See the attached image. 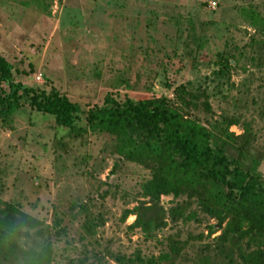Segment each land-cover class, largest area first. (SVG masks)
<instances>
[{"label":"rangeland","instance_id":"1","mask_svg":"<svg viewBox=\"0 0 264 264\" xmlns=\"http://www.w3.org/2000/svg\"><path fill=\"white\" fill-rule=\"evenodd\" d=\"M248 9L264 25V0H0V56L12 65L14 81L54 88L83 111L99 104L119 78L132 85L133 94L168 97L179 83H200L209 94L208 118L228 114L249 123L254 135L249 152L260 157L257 172L264 178V33L254 30ZM252 37L256 45L249 43ZM221 51L237 59L227 81L216 87L210 78ZM249 56L261 58L260 65ZM239 124L229 130L239 134ZM9 125L0 129V205L14 203L40 221L44 234L30 229L32 238L23 240L35 248L47 240L49 264H117L113 254L165 251L168 237L185 243L173 264H198V256L213 255L201 248L218 233L207 235L214 220L195 203L185 209L194 217L169 220L166 210L183 196H160L165 224L150 237L127 228L134 216L121 221L122 210L143 200L141 184L150 175L121 159L110 135L87 131L67 137L51 118L26 105ZM80 204L93 218L100 216L92 233L81 226ZM55 218L63 228L57 236Z\"/></svg>","mask_w":264,"mask_h":264},{"label":"trees","instance_id":"2","mask_svg":"<svg viewBox=\"0 0 264 264\" xmlns=\"http://www.w3.org/2000/svg\"><path fill=\"white\" fill-rule=\"evenodd\" d=\"M247 13L254 30L264 33L261 17L253 9ZM249 43L256 45L257 41L252 37ZM236 59L229 51L216 53V69L210 78L217 80L216 87L227 81ZM249 59L257 61V65L261 63V58ZM12 69L0 56V84L5 85L0 86V129L9 128L12 117L26 105L42 117L51 118L67 137L77 138L87 131L110 135L113 151L121 159L149 171L139 193L143 200L122 210L121 221L134 216L128 229L138 228L144 237H150L165 224L160 196H183L166 210L169 220L175 223L194 217V211L185 213V209L195 203L214 220L207 225V235L218 232L211 244L201 248L213 250V255L198 256V264H216L218 260L224 264H264V178L257 172L260 157L249 152L254 135L248 122L239 124V116L220 114L217 119L208 118L209 94L204 86L198 83L192 87L190 81H185L171 88V97L162 93L136 95L128 91L132 85L119 78L117 86L105 92L99 104L83 111L54 88L45 91L14 81ZM162 85L165 89L171 87L167 80ZM238 124L239 134L229 130ZM78 209L84 212L81 226L92 233L96 222H101L100 216L93 218L83 204ZM59 222V218L54 219L55 236L63 230ZM39 225L40 221L14 203L1 202L0 264H49L52 251L47 240L37 248L23 240L32 238L30 229L33 235L42 236L44 231L37 228ZM184 244L168 237L167 249L156 255L134 252L130 256L113 254L112 258L117 264H173ZM92 256L99 258L98 253Z\"/></svg>","mask_w":264,"mask_h":264},{"label":"built area","instance_id":"3","mask_svg":"<svg viewBox=\"0 0 264 264\" xmlns=\"http://www.w3.org/2000/svg\"><path fill=\"white\" fill-rule=\"evenodd\" d=\"M210 4L213 6L214 5V2L212 1V2H210Z\"/></svg>","mask_w":264,"mask_h":264}]
</instances>
